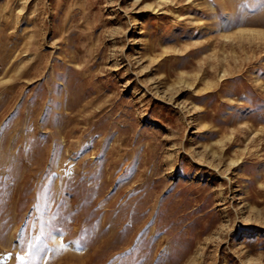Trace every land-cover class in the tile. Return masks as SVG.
Segmentation results:
<instances>
[{"label": "rangeland", "instance_id": "374dc122", "mask_svg": "<svg viewBox=\"0 0 264 264\" xmlns=\"http://www.w3.org/2000/svg\"><path fill=\"white\" fill-rule=\"evenodd\" d=\"M0 264H264V0H0Z\"/></svg>", "mask_w": 264, "mask_h": 264}, {"label": "snow or ice", "instance_id": "6c2138e0", "mask_svg": "<svg viewBox=\"0 0 264 264\" xmlns=\"http://www.w3.org/2000/svg\"><path fill=\"white\" fill-rule=\"evenodd\" d=\"M20 259H21V260H23V259H24V257H20Z\"/></svg>", "mask_w": 264, "mask_h": 264}]
</instances>
